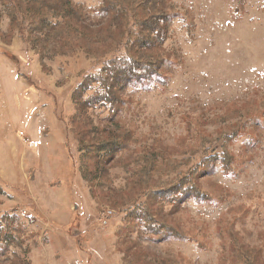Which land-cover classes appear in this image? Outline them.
<instances>
[{"label": "rangeland", "instance_id": "rangeland-1", "mask_svg": "<svg viewBox=\"0 0 264 264\" xmlns=\"http://www.w3.org/2000/svg\"><path fill=\"white\" fill-rule=\"evenodd\" d=\"M67 1L0 0V264H264V0H162L158 68L114 105L80 89L107 0Z\"/></svg>", "mask_w": 264, "mask_h": 264}, {"label": "trees", "instance_id": "trees-1", "mask_svg": "<svg viewBox=\"0 0 264 264\" xmlns=\"http://www.w3.org/2000/svg\"><path fill=\"white\" fill-rule=\"evenodd\" d=\"M134 2L135 0H107L105 3L103 10L106 14L111 15L112 20L110 22L114 24L115 36H117L118 40L112 50L114 55L107 64L96 73L88 74L84 77L80 87L81 90L83 88L88 89L94 82L101 83L103 87L100 89V94L97 92L91 98L85 99L82 102L83 105H86L87 102L96 98H101L112 105L117 104L119 101L116 98L118 97L114 94V89L117 86H121L123 83L126 85L133 82H141L144 79L151 77L158 68L160 61H158L157 56L155 57L153 54L161 46L164 31L167 28V15L162 11L164 3L162 0H149V3L152 4L149 7L150 10L148 9V16L146 3ZM57 3L63 7L68 1L58 0ZM157 6H159L160 10L159 8L155 9ZM139 8H143L141 14H145V16L140 19L142 23H138L140 20H137L135 15L133 21H131V18H133L131 14L136 12ZM62 9L63 8L60 10ZM144 18L146 19L144 20ZM42 24H46L45 18L43 19ZM136 24L139 27L136 32V36H138L132 37V32H134L132 31V28ZM44 27H46V25H44ZM81 93H83V91H81ZM113 144H116V142L103 141L97 144L95 150H93V146L87 148L79 143L80 150H87L86 152H89V154H94L93 157L96 158L98 163L96 165V172L97 170L100 171V167L98 166L102 164L99 154L103 152L108 154L112 153L117 148L116 145ZM216 156L217 155H212L209 158H217ZM220 156H222L221 160H223V163L227 161V153H221ZM154 196L152 198H154ZM139 217L148 226L153 228L156 226L161 228L164 227V231L170 232V235L173 232L170 231L171 227L168 225H156L158 220L157 218H154L149 207L141 210ZM174 235L177 236V233ZM246 261L248 260L239 259L236 260V264H246Z\"/></svg>", "mask_w": 264, "mask_h": 264}, {"label": "built area", "instance_id": "built-area-1", "mask_svg": "<svg viewBox=\"0 0 264 264\" xmlns=\"http://www.w3.org/2000/svg\"><path fill=\"white\" fill-rule=\"evenodd\" d=\"M107 218V217H106ZM104 222H105V220H104Z\"/></svg>", "mask_w": 264, "mask_h": 264}]
</instances>
